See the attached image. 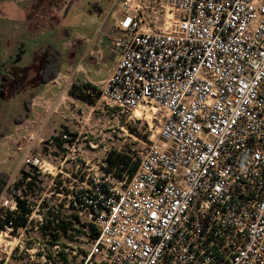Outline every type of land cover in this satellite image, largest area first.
Listing matches in <instances>:
<instances>
[{"label":"built area","instance_id":"2783aa9c","mask_svg":"<svg viewBox=\"0 0 264 264\" xmlns=\"http://www.w3.org/2000/svg\"><path fill=\"white\" fill-rule=\"evenodd\" d=\"M162 8L121 4L118 62L100 91L120 113L139 114L145 151L121 172L95 160L74 175L65 165L81 149L70 131L48 141V155L29 151L21 184L1 195L8 255L34 260L39 250L52 264L24 234L49 238L60 255L87 227L79 264H264V0ZM46 175L50 183L37 180Z\"/></svg>","mask_w":264,"mask_h":264},{"label":"rangeland","instance_id":"374dc122","mask_svg":"<svg viewBox=\"0 0 264 264\" xmlns=\"http://www.w3.org/2000/svg\"><path fill=\"white\" fill-rule=\"evenodd\" d=\"M4 1L0 0V50H10V47L12 48L18 41H23L26 47L42 41L46 43L47 51H51L54 47L51 42L55 28H58L59 31L63 28H70L72 32H64L62 35L68 39L72 37L74 32H78L80 27L96 31L101 26V19L98 16L95 23H92L89 17H92L93 14L87 12L82 4L72 7L69 4L62 6L60 0H30L25 8L23 5L24 17L22 20H14L10 17H15L17 12L11 10V12H7L8 8L3 7ZM85 1H90L88 8L99 15L103 6L113 0ZM124 1L127 0H116L115 2L119 13H121V3ZM144 2L147 13H151L153 10L162 13L164 0H144ZM52 3L54 6L60 3L55 14L60 20L57 26L51 20L53 15L50 12L54 11ZM48 26H51L53 31L45 29ZM80 33L85 34L83 28ZM76 66V64L73 67L70 65L69 68L66 61L58 77L41 87L37 92L31 104V118L22 124L14 125L11 131L0 140V172H5L10 176L11 186L22 182L25 155L32 150L43 156H45L44 154L48 155V149L45 145L50 139H54L59 131H70L77 147L81 149L80 158L71 157L65 165L66 173L71 175L77 172L76 165L79 162L83 163L84 166L86 162L96 160L104 162L107 167L105 159L114 150L124 153L132 160L134 157H140L145 151L148 144L147 126L138 121L135 115L122 114L117 108L106 104L100 97V88H97L98 91L92 92L91 104L75 100L69 95V89L74 81L77 78L83 79L82 72ZM47 160L57 163L52 159ZM58 179L56 181H59ZM37 180L50 183L52 177L46 175ZM4 209L0 197V216L5 214ZM92 237L91 230L85 227L81 230L79 239L68 244L73 253L62 252L57 255L48 248L50 247L49 238L35 232V230L24 234V239L28 245L29 243L33 245L39 243L47 247V258L52 264L81 263L82 258L88 254ZM3 240L4 237L0 236V264H46L39 256L40 251L37 248L34 260L30 259L28 252L19 249L14 251L12 255H8V251L1 249V246H9L15 243H9L7 240L4 242ZM62 241L64 242L65 239L58 242Z\"/></svg>","mask_w":264,"mask_h":264},{"label":"crops","instance_id":"0c3cea01","mask_svg":"<svg viewBox=\"0 0 264 264\" xmlns=\"http://www.w3.org/2000/svg\"><path fill=\"white\" fill-rule=\"evenodd\" d=\"M29 1L30 0H5L3 2V7L5 8L6 6L8 8H6L7 12H17L15 17L10 18L14 20H22V18L24 17L23 5L25 8V6L29 4ZM115 2L116 0L111 1L109 4L106 3L102 8V12L99 15H96L88 8L90 1L87 2L85 0H60L62 6H68L69 4V6L74 7L78 4H82L87 12L93 14L92 17H89V19L92 20V23H95L97 16L99 19H101L100 29L91 31L89 29H84V27H80L78 28V32H74V34H72V37L67 39L62 35L64 32H72L70 28H63L60 31L58 30V28H55V30L53 31L51 29V26L45 28L53 31L52 38L55 35L61 33V39L60 41H58L55 47V49H61V58L63 63L61 70L66 61L69 65V68L70 65H72L73 67L76 64V68H79V71L82 72L83 80L100 89L111 76L118 62L116 50L114 47L115 34L113 33V29L117 25L118 21L122 19V15L117 11ZM60 3H57V6H54V3H52L54 11L50 12L53 15L51 20L56 26L60 23V20L55 15L56 9ZM73 28H75L74 25ZM82 28L85 34L80 33V30ZM42 46L43 51L46 52V43Z\"/></svg>","mask_w":264,"mask_h":264},{"label":"flooded vegetation","instance_id":"af4514ba","mask_svg":"<svg viewBox=\"0 0 264 264\" xmlns=\"http://www.w3.org/2000/svg\"><path fill=\"white\" fill-rule=\"evenodd\" d=\"M60 39L61 33L52 38L54 47L48 52L42 41L29 47L18 41L10 50H0V140L18 125L28 102L52 75L50 55Z\"/></svg>","mask_w":264,"mask_h":264},{"label":"trees","instance_id":"16d2710c","mask_svg":"<svg viewBox=\"0 0 264 264\" xmlns=\"http://www.w3.org/2000/svg\"><path fill=\"white\" fill-rule=\"evenodd\" d=\"M50 67L53 70V73L50 77L47 78L45 81V85L49 84L51 81H54L58 74L61 71L62 67V58H61V49L56 48L50 55ZM98 91V89L94 86H92L87 81L77 78L74 83L72 84L71 88L69 89V95L78 101H82L87 104H91L90 98L92 92ZM31 104L32 100L28 102L27 105V111L26 113L21 117V119L18 121L17 124H22L24 121L31 118ZM131 162V157L125 155L124 153H120L117 150L112 151L107 157H106V163L107 168L113 169L116 168L117 171L121 172L125 170L127 167H129ZM134 167H132L131 172L134 171ZM10 183V176L5 172H0V197L4 191V189L7 187V185ZM7 222H10L9 220ZM1 217H0V225H2Z\"/></svg>","mask_w":264,"mask_h":264},{"label":"bare ground","instance_id":"6f19581e","mask_svg":"<svg viewBox=\"0 0 264 264\" xmlns=\"http://www.w3.org/2000/svg\"><path fill=\"white\" fill-rule=\"evenodd\" d=\"M135 116H136V117H139V114H138V113H136V114H135ZM3 241L5 242V241H6V239L4 238V240H3ZM8 242H9V241H8ZM11 243H12V242H11ZM10 246L14 247V246H15V244H10Z\"/></svg>","mask_w":264,"mask_h":264}]
</instances>
